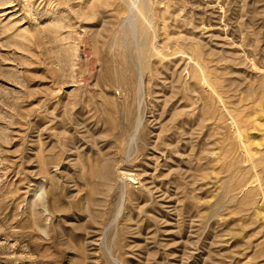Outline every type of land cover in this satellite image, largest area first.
Segmentation results:
<instances>
[{
    "label": "rangeland",
    "instance_id": "obj_1",
    "mask_svg": "<svg viewBox=\"0 0 264 264\" xmlns=\"http://www.w3.org/2000/svg\"><path fill=\"white\" fill-rule=\"evenodd\" d=\"M0 264H264V0H0Z\"/></svg>",
    "mask_w": 264,
    "mask_h": 264
}]
</instances>
